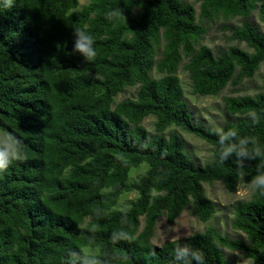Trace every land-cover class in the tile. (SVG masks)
<instances>
[{"label": "trees", "instance_id": "obj_1", "mask_svg": "<svg viewBox=\"0 0 264 264\" xmlns=\"http://www.w3.org/2000/svg\"><path fill=\"white\" fill-rule=\"evenodd\" d=\"M86 1L0 6V131L21 139L27 156L0 173V264H67L70 252L81 251L118 253L114 264H173L177 244L202 251L205 264H244L226 250L264 264L259 194L233 205L238 238L210 226L153 243L163 216L174 225L192 208L202 223L213 219L217 206L206 184L222 181L235 193L256 174L259 159L240 174L234 157L212 163L218 136L195 121L179 73L203 97L237 92L252 80L264 65V0H195L199 16L190 0ZM115 8L126 22L105 18ZM219 18L238 19L222 25L237 45L215 52L203 40L207 24ZM77 27L94 37L91 63L73 52ZM130 89L135 96L118 102ZM224 110L222 129L254 136L264 147L263 92L226 97ZM150 117L154 133L144 126ZM173 128L212 146V157L198 164ZM119 229L132 239L113 244L111 233Z\"/></svg>", "mask_w": 264, "mask_h": 264}, {"label": "rangeland", "instance_id": "obj_2", "mask_svg": "<svg viewBox=\"0 0 264 264\" xmlns=\"http://www.w3.org/2000/svg\"><path fill=\"white\" fill-rule=\"evenodd\" d=\"M81 4H85L86 0H80ZM195 3V0H190ZM197 15H200L201 4L195 3ZM256 23H260L257 14L252 18ZM238 24V19L224 20L219 18L209 25V31L203 40V44L209 46L215 52L222 49H226L230 46L237 45L236 41L231 39V33L225 31L222 28L224 24ZM264 31V25H261ZM242 48L249 50L245 44L240 45ZM182 81L185 97L188 101L193 113L194 119L197 123L204 124L210 128H221L226 120V114L224 110V99L229 96L237 95H255L257 93H264V65H262L257 75L249 81H245L238 91L235 92L233 88H228L223 91L219 96H197L192 94V82L189 76L183 70L179 73ZM136 90L130 89L125 94L118 97V102L124 99L135 96ZM155 119L150 117L144 121V126L152 133L155 132ZM178 130L184 137L186 142V148L193 159L200 165H204L213 154V147L207 144L205 141L187 134L181 129ZM1 132V131H0ZM143 172V169L132 173V180H136L139 173ZM206 195L217 206V213L208 223H202L194 216L192 208L186 209L181 217L176 221L174 225H169L166 220V216L161 217L155 229V237L153 243L156 246H162L168 241H174L185 237H190L198 232H203L210 226L217 227L223 234L230 236L231 238H238L239 232L235 231L232 227V220L234 217L233 205L240 200H248L252 194L250 189L246 185H241L235 193H230L224 187L222 181H215L212 184H206ZM134 195L129 196V199H133ZM125 202L123 201L122 204ZM144 218H142V226L144 225ZM229 257H238L244 264H253L251 261L244 258L240 252L225 251Z\"/></svg>", "mask_w": 264, "mask_h": 264}, {"label": "clouds", "instance_id": "obj_3", "mask_svg": "<svg viewBox=\"0 0 264 264\" xmlns=\"http://www.w3.org/2000/svg\"><path fill=\"white\" fill-rule=\"evenodd\" d=\"M16 4V0H0V6L5 10L11 9ZM105 18L109 21L123 19L127 20L123 14V9L115 8L106 12ZM74 44L73 52L79 53L86 62L91 63L97 56V51L94 47V37L86 28L77 27L73 30ZM253 124H258V117H252ZM218 136L219 156L218 160L214 159L212 163L223 164L230 158H235V164L238 174L246 166V162L260 160L256 166V174L247 182V186L253 194L264 196V147H261L258 139L254 136H243L238 138V133L235 129L225 131L222 128L214 130ZM27 159L24 152V146L21 139L13 133L4 130L0 132V173L6 171L16 162H23ZM99 216V210L97 211ZM122 223H126L125 218ZM96 229L93 228L92 231ZM189 238V237H185ZM110 239L113 244L120 241H129L132 236L123 229L116 230L111 233ZM173 264H205L204 253L200 250H194L189 245L177 244L174 250ZM155 255V252H152ZM119 259L118 253L105 251L102 254L94 252H70L67 264H114Z\"/></svg>", "mask_w": 264, "mask_h": 264}]
</instances>
